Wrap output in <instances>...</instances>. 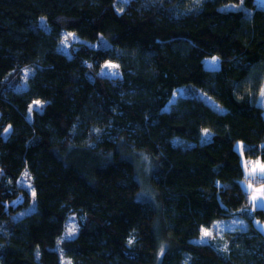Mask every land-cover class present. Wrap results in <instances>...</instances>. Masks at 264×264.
<instances>
[{
    "label": "trees",
    "instance_id": "obj_1",
    "mask_svg": "<svg viewBox=\"0 0 264 264\" xmlns=\"http://www.w3.org/2000/svg\"><path fill=\"white\" fill-rule=\"evenodd\" d=\"M263 89L257 0H0V264H264Z\"/></svg>",
    "mask_w": 264,
    "mask_h": 264
},
{
    "label": "rangeland",
    "instance_id": "obj_2",
    "mask_svg": "<svg viewBox=\"0 0 264 264\" xmlns=\"http://www.w3.org/2000/svg\"><path fill=\"white\" fill-rule=\"evenodd\" d=\"M264 2V0H261ZM228 7H243V5H236V4H229ZM75 36L77 38H79L75 33L72 34V33H65L64 35V38H63V41H62V48L65 49V50H69L70 49V46H71V43L72 41H74L75 39ZM91 43V42H90ZM205 63L207 65L208 68L210 69H215L218 65H219V59L216 57V56H210V57H207L206 60H205ZM31 72V69H25V73H24V78H23V83L22 85L24 86L25 85V82H26V78L27 76L29 75V73ZM102 73L103 74H111V75H115V74H118L119 73V68H118V65L116 63H113V62H107L104 64L103 68H102ZM197 95L199 97H202L203 99H205L207 102H209L211 105L215 106V107H218V103L215 102V100L203 93L202 91H198V89H194L193 87H182L180 90H178L174 97L172 98L171 101L175 100L174 98H177V97H180V96H185V95ZM261 102L264 103V95L263 97L261 98ZM36 105L35 107H38L40 106V103L39 104H34ZM212 132L210 130H200L199 134L201 136V140H205V139H208V138H211V134ZM237 147L239 149L242 148V143H238ZM146 158V165L144 166V169H143V173L144 175H146L148 173V170H150V164H151V161L147 158V157H144V159ZM261 167V164L259 163H256L252 166V169L248 168V172L252 173L254 170H257V168L259 169V167ZM263 182V183H262ZM257 181V179L255 178H249L247 181H244V186L245 188L250 192V199L252 200V202L259 206V207H262L264 208V201L261 200V194L262 192H264V181ZM22 184L25 185L26 187L32 189V184H31V180L29 179V177L27 175H24V177L22 178ZM149 193L147 192V189H146V186H144L143 188V192L141 193V197L144 198L148 195ZM256 198L255 200L253 198ZM234 220V219H233ZM233 220L231 221H223V220H218L216 221V223H219V224H226V223H230L232 222ZM240 221V220H239ZM224 225H214L213 228H207L206 231H204V234L205 232H208L210 233V235H213L214 233V230L218 229V231H223L225 228ZM262 228H264V223H262ZM74 229V230H72ZM76 229H77V222L75 221L74 218H71L69 221H68V226H67V230H66V233H65V236L69 237V236H72L73 234L76 233ZM72 230V231H70ZM213 232V233H212ZM210 235H205V239L209 238L208 236Z\"/></svg>",
    "mask_w": 264,
    "mask_h": 264
},
{
    "label": "crops",
    "instance_id": "obj_3",
    "mask_svg": "<svg viewBox=\"0 0 264 264\" xmlns=\"http://www.w3.org/2000/svg\"><path fill=\"white\" fill-rule=\"evenodd\" d=\"M257 2L259 3V5H262V6H264V2L263 1H261V0H257ZM263 95H264V89H263V92H262V95H261V98L263 97ZM258 164H259V162H258ZM254 165V164H253ZM262 165H264V164H262ZM259 167V166H258ZM252 168V167H251ZM255 171V170H254ZM260 171V173H264V171H262L261 170V167H259V169H258V172ZM255 176H257L256 174H254V172H252V177H255Z\"/></svg>",
    "mask_w": 264,
    "mask_h": 264
},
{
    "label": "snow or ice",
    "instance_id": "obj_4",
    "mask_svg": "<svg viewBox=\"0 0 264 264\" xmlns=\"http://www.w3.org/2000/svg\"><path fill=\"white\" fill-rule=\"evenodd\" d=\"M35 103L39 104V101H37ZM261 170L264 171V165H261ZM253 199L255 200L256 198L254 197ZM261 200L264 201V192H262V194H261ZM72 230H74V229H72ZM72 230H70V231H72ZM205 235H210V233L205 232Z\"/></svg>",
    "mask_w": 264,
    "mask_h": 264
}]
</instances>
